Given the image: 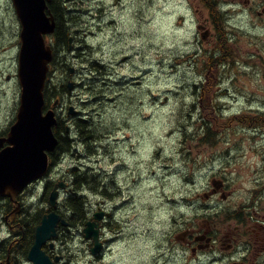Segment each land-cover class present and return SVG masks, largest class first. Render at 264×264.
<instances>
[{"label":"rangeland","instance_id":"obj_1","mask_svg":"<svg viewBox=\"0 0 264 264\" xmlns=\"http://www.w3.org/2000/svg\"><path fill=\"white\" fill-rule=\"evenodd\" d=\"M249 1L235 9L215 4L228 21L233 43L229 52L235 56L220 77L202 82V90L195 85L206 71L204 51L220 41L219 29L215 32L209 23L200 0L60 3L63 10L74 8L65 13L74 40L73 48L66 50L54 35L47 37L56 54L52 87L68 80L76 86L65 92L64 106L57 112L69 137H78L74 119L88 115L100 140L92 147L94 153L75 143L85 150L62 154L53 174L83 166L99 174L88 178L83 193L91 215L106 212L103 234L112 239L103 258H94L83 253L84 236L75 228L78 233L68 251L73 263L232 264L242 257L239 251L230 253L236 245H218L217 254L211 249L195 254L183 239L189 232L216 228L231 210L242 220L233 221L228 231L248 222L251 214L264 222V126L257 130L235 122L239 116L264 113V13L248 9L256 5L262 11L264 0ZM202 21L212 34L202 36L197 28ZM20 31L11 0H0V130L16 119L20 104ZM92 59L105 65L98 76L91 72ZM93 77L99 78L96 88ZM69 105L78 112L69 115ZM206 122L218 131L215 143L199 140ZM213 180L224 182L222 190L212 192ZM91 183L107 188V194L91 190ZM225 191L229 197H223ZM256 199L253 210L248 204ZM243 205L248 212L238 211ZM6 234L2 229L0 235ZM246 246L239 249L249 255L248 264H264V241L252 251Z\"/></svg>","mask_w":264,"mask_h":264},{"label":"water","instance_id":"obj_2","mask_svg":"<svg viewBox=\"0 0 264 264\" xmlns=\"http://www.w3.org/2000/svg\"><path fill=\"white\" fill-rule=\"evenodd\" d=\"M20 18L22 30L19 52V80L21 84L20 107L16 121L6 138L8 146L0 150V194L14 198L30 182L44 176L50 167L49 153L59 143L54 132L58 123L54 108L46 109L45 87L53 60V48L45 36L55 31V21L45 13V0H13ZM74 81L68 83L72 90ZM59 100L55 102L58 103ZM70 113H74L71 107ZM65 182L55 185L50 194V205L56 207L59 189ZM103 212L94 214L101 220ZM96 220L87 222L84 228L86 238L94 240L91 249L97 254L102 247L100 225ZM68 222L55 210L43 215L35 230V241L29 251L32 264H54L43 250L47 240L58 235L57 226Z\"/></svg>","mask_w":264,"mask_h":264},{"label":"flooded vegetation","instance_id":"obj_3","mask_svg":"<svg viewBox=\"0 0 264 264\" xmlns=\"http://www.w3.org/2000/svg\"><path fill=\"white\" fill-rule=\"evenodd\" d=\"M70 0H45L46 7H45V13L49 18H52L56 22V28L54 34L57 33V25L59 22V15L63 14V17H60L62 19H67L66 14L73 11L74 8L65 7L67 10H63L62 7L58 9L57 2L63 3L68 2ZM116 2H119L121 0H115ZM13 8H14V14L18 17V14L16 12L15 5L13 3V0H11ZM191 2V0H189ZM202 5L204 6L205 10L208 13V19L209 23L212 21L213 27L215 29V32L217 31V23L215 21V17L217 18V15L215 14V10L213 9V6H215L218 2H224L229 3L234 6V9L239 7L240 5L245 4V2H251L249 0H200ZM249 10L251 12H257L260 16L264 13V7L261 10H256V5L253 7V5H250ZM60 10V11H59ZM200 9H197L199 11ZM201 11V10H200ZM245 11V10H244ZM240 13V12H239ZM198 30L201 29L202 36L208 35V33L212 34V29L210 25H208L207 21H202L198 25ZM200 31V30H199ZM214 32V33H215ZM68 34L72 35L71 30L69 31L68 27ZM72 39H70L71 41ZM11 75L8 76L10 78ZM10 131V126L6 129L0 130V138L4 139L8 136ZM8 145V142L2 141V144L0 145V150L4 149ZM56 155L55 152L50 153V159L53 161V156ZM53 166H50L49 172L47 176L41 180H37L28 187H26L23 191L18 193L16 196H3L0 194V232L2 229H6L8 231V234L0 237V264H32L27 260L28 254L30 251L31 246L34 243V236L32 239H26L25 238V232L28 224L27 216H31L32 212H35L41 205L44 204L43 198H45L46 191L48 189V182L47 177L52 180V182L55 184L58 179H64V175H54L52 173ZM39 185L41 186V189H39ZM36 189L41 190L42 195L37 197L36 201H31V196L34 193ZM216 192V190H214ZM230 194V193H226ZM224 194V195H226ZM38 207V208H37ZM35 209V210H34ZM31 210H34L31 212ZM52 209L47 204L43 208L42 214L50 212ZM254 210V208H253ZM36 221V219H35ZM108 223V221H107ZM105 221H101V227H102V234L104 233V225H106ZM232 221H229L227 223L221 224L219 226H216V228L209 227L205 230L202 229V233H197L194 235L192 232H189L187 236L183 239L185 244L190 247L193 253L197 254V251L205 249V250H212L211 252L214 253H220L221 248L218 247V245L226 246V248L231 249V247L235 246L230 253H233L236 255L239 251L241 253L242 257H238V261L234 262L232 264H248L247 260H249V255L246 257L242 254V251H240L239 247L241 245H246V249H250L252 251L257 244H260L264 241V222L260 221L259 217H256L255 220L253 219V215L251 214L250 219L248 222L240 223L238 225H235L232 231H228V228L231 227ZM59 231L65 232L63 235H58L55 239L48 240L44 245L43 249L45 252L50 256V258L53 260L54 264H75L73 263V255L69 254L70 252L69 245L73 242L74 239V231L69 226L66 229L59 227ZM250 231H253V234H250ZM201 232V231H200ZM232 232V233H231ZM236 235L234 236L233 235ZM246 239V240H245ZM254 239H262V241L254 240ZM82 246H83V253L86 252L90 254L91 256H94V258L102 259L105 255L108 246L112 239H105L104 235L101 239L102 247L101 250L97 254H93L91 249L93 247L94 241L93 239H82ZM241 244H239V242ZM249 245V246H248ZM219 251V252H218ZM233 251V252H232ZM234 257V256H233ZM232 257V258H233ZM214 259L217 261V257H214ZM199 260V258H198Z\"/></svg>","mask_w":264,"mask_h":264},{"label":"trees","instance_id":"obj_4","mask_svg":"<svg viewBox=\"0 0 264 264\" xmlns=\"http://www.w3.org/2000/svg\"><path fill=\"white\" fill-rule=\"evenodd\" d=\"M55 1V0H53ZM57 7L61 8V4L57 2ZM215 10V13L218 16V28L219 32L217 33L219 37V44L214 49L205 50L204 53L206 55V59H204V65L206 67V71H204L203 79L200 82H197L195 85L196 88L199 87V90H202V87L205 86V83L202 82H208L210 84V80L213 77H220L222 74V69L226 64L229 62H233L232 59L235 56L229 51H233V43L230 41V33L227 31L229 28L227 25H225L226 20L224 17H222L216 6L213 8ZM60 11V10H59ZM59 15V22L57 25V33L56 38L57 42L62 45L63 48H66V50L70 49V34H68V26L66 25V20L60 18L63 17V14ZM203 52V51H202ZM56 60V54L54 58L53 64L55 65ZM232 60V61H231ZM91 65V72L95 73L97 76L100 73H103V70L105 68V65L101 61H97L95 59L89 60ZM55 66L51 68L50 76L51 79L48 81V87L46 89V97L48 100H54L58 97H63L65 92H68L67 84H62L60 88H57V86H53V79H54V70ZM98 77L92 78V86H95L96 88L99 83ZM241 121H243L245 124L249 126H255V125H263L264 126V113L259 112L255 114H248L246 117H239ZM210 122V121H209ZM209 122H206L203 127L202 131L200 132L201 135H199L200 142H208V143H215L216 142V134L217 129L214 130V127H212ZM212 124V123H211ZM213 125V124H212ZM217 126V124H215ZM75 130L78 131V137H69V132L64 125V123L59 120L58 125L55 127V133L59 138V143L57 145V151H55V154L53 156V162L59 163L61 160L62 154L66 155L70 151H76L80 152L82 154V151L85 149L79 148L75 143L85 144L90 151L89 153H94V143L100 140L99 136H95V126L96 124L92 121V119L86 115L84 116H78L74 119ZM62 132H65L66 136H63ZM84 146V145H83ZM87 152V153H88ZM86 167H73L70 169L72 172V190L65 192V197L63 198V202L59 209L61 212L67 216L68 220L70 221L71 225L75 228L81 229V227L85 224L87 221L89 212H88V202L87 197L85 196L84 188L87 186L88 178L92 179L94 177L97 179V175L95 173H91L88 171ZM71 175V174H70ZM93 180V179H92ZM101 187V188H100ZM90 188L94 192H100L102 194H107L106 190L107 188H103V186H96L91 183ZM49 190V188H48ZM41 211H36L30 218L28 219L29 226L26 229L25 232V238L26 239H32L33 234L35 231L36 224L41 219ZM36 219V221H35ZM71 219V220H70Z\"/></svg>","mask_w":264,"mask_h":264},{"label":"bare ground","instance_id":"obj_5","mask_svg":"<svg viewBox=\"0 0 264 264\" xmlns=\"http://www.w3.org/2000/svg\"><path fill=\"white\" fill-rule=\"evenodd\" d=\"M181 126V125H180ZM101 188V187H100ZM109 188V187H108ZM99 197V196H98ZM90 207V206H89ZM71 220V219H70Z\"/></svg>","mask_w":264,"mask_h":264}]
</instances>
